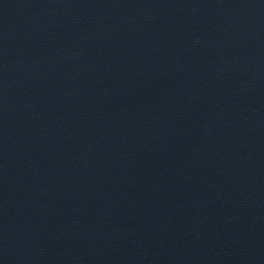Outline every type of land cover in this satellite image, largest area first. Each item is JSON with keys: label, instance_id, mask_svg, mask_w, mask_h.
Instances as JSON below:
<instances>
[{"label": "water", "instance_id": "water-1", "mask_svg": "<svg viewBox=\"0 0 264 264\" xmlns=\"http://www.w3.org/2000/svg\"><path fill=\"white\" fill-rule=\"evenodd\" d=\"M0 264H264V0H0Z\"/></svg>", "mask_w": 264, "mask_h": 264}]
</instances>
